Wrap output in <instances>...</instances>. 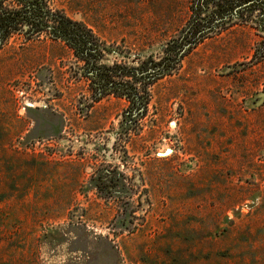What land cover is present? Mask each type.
<instances>
[{"label": "rangeland", "instance_id": "374dc122", "mask_svg": "<svg viewBox=\"0 0 264 264\" xmlns=\"http://www.w3.org/2000/svg\"><path fill=\"white\" fill-rule=\"evenodd\" d=\"M47 2L92 29L101 64L128 67L159 60L196 16L191 0ZM247 4L205 2L219 26L171 74L124 70L135 104L95 99L107 70L87 73L62 40L28 25L8 37L0 264H264V11Z\"/></svg>", "mask_w": 264, "mask_h": 264}, {"label": "trees", "instance_id": "16d2710c", "mask_svg": "<svg viewBox=\"0 0 264 264\" xmlns=\"http://www.w3.org/2000/svg\"><path fill=\"white\" fill-rule=\"evenodd\" d=\"M206 3H212L215 6L213 13L217 9L232 11L234 8L245 5L246 10L260 9L264 11V0H191L192 13H195L193 21L186 26L187 33L177 39L172 40L164 50L165 55L157 61H153L151 65H145V68L128 67V65L114 62L112 65L101 64L106 48L96 37L92 29L84 22L74 20L69 17L63 10L51 9L47 0H0V48L4 45L8 37L17 31H22L23 25H28L26 30L27 38L30 39L34 34L47 33L52 39L62 40L66 46L73 50L74 55L85 64L87 73H94L97 70L105 69L107 72L100 75L103 87L94 95L95 99H100L108 93H119L127 95L125 91L127 81H124L126 74L124 70L134 68L139 71L140 77H136L134 81H144L154 83L158 79L171 74L174 69L180 65L181 60L191 52V50L204 38L206 34L213 31L219 25L213 24V21H204L201 16V10ZM212 17V16H210ZM212 19V18H211ZM264 57V48L260 47L255 50L256 54ZM258 58V57H256ZM143 61L142 63H144ZM138 67V68H137ZM113 77H118L117 82ZM115 86V91H110L109 83ZM126 84V85H125ZM127 97L133 99V104L138 97L136 91H130ZM137 116L145 115V107L134 108Z\"/></svg>", "mask_w": 264, "mask_h": 264}]
</instances>
